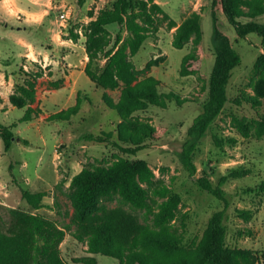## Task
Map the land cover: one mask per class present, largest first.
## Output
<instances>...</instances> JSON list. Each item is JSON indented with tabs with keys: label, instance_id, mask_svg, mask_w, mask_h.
<instances>
[{
	"label": "rangeland",
	"instance_id": "1",
	"mask_svg": "<svg viewBox=\"0 0 264 264\" xmlns=\"http://www.w3.org/2000/svg\"><path fill=\"white\" fill-rule=\"evenodd\" d=\"M113 2L20 0V8L24 10L19 16L0 3V74L14 77L9 99L13 95L17 103H28L16 86L30 81L28 75L42 73L35 83L34 101L28 104L41 112L38 117L21 121L25 108L2 111L4 104L10 101H0V122L11 127L15 135L8 151L4 150L0 138L1 231L8 232L15 220L27 214L43 215L58 226L71 224L74 209L70 183L74 175L86 166L109 165L120 158L141 159L155 174L154 183L149 186L152 210L156 211L163 201L152 193L154 188L166 186L180 198L174 219L162 230L175 236L183 250L192 252L201 240L210 216L225 205L224 201L200 188L197 180L203 177L216 186L222 176L239 170L247 173L229 177L222 186L227 201L225 242L229 248L250 251L255 258L254 264H264V191L248 190L257 188L264 181V136H255L259 122L264 120V70L256 66L258 56L264 52V39L253 33L238 38L227 19L219 15L218 26L231 40L240 63L231 71L226 104L194 152L196 171L190 175L179 162L177 153L188 127L208 97L215 56L211 0H148V6L155 3L162 13L155 15L152 35L136 55L128 59L137 76L133 84L153 79L159 94L172 93L176 99L163 100L160 107L148 105L125 119L103 101L108 98L112 103L117 102L122 87L103 89L84 73L88 62L86 45L90 23L101 12H111ZM31 12L38 13L39 21L32 19ZM194 12L201 17V41L195 44L191 36L182 47L175 48L173 39L178 27ZM62 14L65 19L61 18ZM240 20L244 22L248 18ZM254 21L264 23V15ZM6 24L16 28L11 29ZM117 31V24L104 27L100 35L109 42L105 51L112 47ZM75 35L76 40L73 39ZM20 42L51 48L49 55L54 63L21 59L25 49ZM105 51L100 50L97 59L91 63V69L96 73L106 65ZM189 53L200 58L201 69L194 75L180 76L181 60ZM66 55L72 58L63 60ZM7 58L8 63L2 62ZM0 94L7 95L1 80ZM77 96L80 102L75 115L68 116L65 121L52 119L54 114L74 106ZM13 123L14 127L11 126ZM244 126L250 134L247 138L241 133ZM104 133L111 135V141L87 139L90 134L102 136ZM133 148L139 150L133 154L125 151ZM22 189L44 192L42 207L31 208L22 198ZM102 205L104 211L98 213L100 217L122 211L130 222L151 231L160 230L153 225L152 214L145 209L132 210L121 204L117 197L103 200ZM59 250L67 264H83L79 259L89 255L86 246L70 232H66ZM135 251L148 257L153 255L142 247ZM90 256L98 264H118L116 259L101 254ZM125 263L132 264L128 259Z\"/></svg>",
	"mask_w": 264,
	"mask_h": 264
},
{
	"label": "trees",
	"instance_id": "2",
	"mask_svg": "<svg viewBox=\"0 0 264 264\" xmlns=\"http://www.w3.org/2000/svg\"><path fill=\"white\" fill-rule=\"evenodd\" d=\"M158 13H162V9L155 3L148 6V0H114L111 12H101L90 23L91 32L86 45L88 62L84 73L96 86L103 89L114 90L122 87L117 102L103 99L122 119L148 105L160 107L163 100L176 99L172 93L159 94L153 79L133 84L137 76L128 59L136 55L152 35L155 15ZM219 15L227 19L238 38H245L253 33L264 39V23L254 21L256 17L264 15V0H211L210 16L215 56L209 76L208 97L200 113L188 127L186 138L177 153L179 162L190 175L196 171L194 152L226 104V87L231 71L240 63V56L231 40L218 26ZM241 18L248 20L243 22ZM109 24H117L118 31L112 47L105 51L104 47H107L109 42L104 41L100 34ZM191 36L194 43L199 44L202 38L201 17L196 12L180 24L174 35L173 46L182 47ZM76 38L77 35L73 36L74 40ZM102 49L105 51L106 65L100 73H96L91 69V63L97 59L98 52ZM195 51H198V47ZM256 66L264 70V52L258 56ZM200 69V58L195 53H189L181 60L179 75H194ZM41 75L40 72L28 75L30 81L16 86L28 103H17L16 98L10 96L9 101L14 107L25 108L21 121H30L41 113L38 109L28 106L34 101L35 83ZM79 102L77 96L74 106L63 113L54 114L52 119L65 121L68 116L75 115ZM241 133L245 138L250 135L247 126L241 129ZM110 136L109 133L102 136L90 134L87 139L109 142ZM255 136H264V120L259 122ZM0 138L4 150L8 151L15 139L11 127L0 123ZM137 150L139 149L133 148L125 151L133 154ZM245 173L247 172L233 170L222 176L216 186L203 177L197 180L200 188L224 201L225 205L210 216L196 249L186 252L175 236L162 230L174 219L180 198L166 186L154 188L152 193L163 198V201L156 211L152 210L149 204V186L154 183L155 174L146 161L120 158L109 165L83 167L73 176L70 183L73 190L70 200L74 209L71 224L58 226L56 222L40 214H27L15 220L8 232L4 233L0 229V264H67L59 250V244L66 232H70L73 238L86 246V253L89 255L79 259L83 264H98L96 259L90 256L96 254L116 259L118 264H127V259L132 264H254L255 258L250 251L229 248L225 242L224 217L227 201L222 186L229 177L242 176ZM248 190L264 191V181L257 188ZM21 195L31 208L42 207L44 192L22 189ZM114 197L132 210L145 209L147 213L152 214L153 225L160 230L151 231L147 227L138 226L130 222L122 211L100 217L98 213L104 211L102 201ZM137 247H142L153 255L148 257L145 253L137 252ZM127 252L128 254L124 255Z\"/></svg>",
	"mask_w": 264,
	"mask_h": 264
},
{
	"label": "crops",
	"instance_id": "3",
	"mask_svg": "<svg viewBox=\"0 0 264 264\" xmlns=\"http://www.w3.org/2000/svg\"><path fill=\"white\" fill-rule=\"evenodd\" d=\"M34 2H37L39 3V0H32ZM0 3H3L5 4V6L11 8V10L14 12V13H17V16H19V12L22 11L23 12V8L21 9L20 8V0H0ZM15 5V9H12L13 6ZM29 10V8H28ZM29 15L32 16V19H35L39 21V16H38V13H29ZM8 27L11 26V24H6ZM37 26H39L40 24H36ZM12 28H16L14 25L11 26V29ZM64 42H69V40H65ZM20 44L24 47L25 51L23 53V55H21V59H26V61H40V62H48L49 60V63H54L53 60L50 59V55H49V51H51V48H48V49H45L46 46L40 44L38 47H35L32 43H28V42H20ZM30 48V49H29ZM63 49V48H62ZM70 55H66V56H63L62 59L66 60V59H69V58H72L69 57ZM51 61V62H50ZM2 62H6L8 63L9 62V58L7 59H3ZM70 65V64H69ZM0 70H2L0 68ZM0 80H1V85L7 89V95H2L0 94V101L2 99L4 100H9V94L11 93L12 91V86L14 84V77H12L11 75L9 74H5L3 75L2 73L0 74ZM7 106V109H4V107ZM14 106H11L10 102L9 103H5L3 108L1 109L2 111H5V110H8L9 108H13ZM1 123V122H0ZM2 124V123H1ZM15 125L14 123L11 124V126Z\"/></svg>",
	"mask_w": 264,
	"mask_h": 264
},
{
	"label": "built area",
	"instance_id": "4",
	"mask_svg": "<svg viewBox=\"0 0 264 264\" xmlns=\"http://www.w3.org/2000/svg\"><path fill=\"white\" fill-rule=\"evenodd\" d=\"M61 18H62V19H65V14H62V15H61Z\"/></svg>",
	"mask_w": 264,
	"mask_h": 264
}]
</instances>
